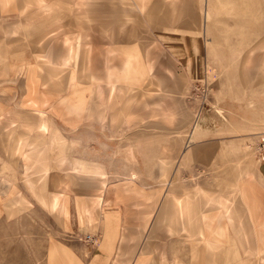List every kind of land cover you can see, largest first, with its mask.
<instances>
[{"label": "crops", "instance_id": "0c3cea01", "mask_svg": "<svg viewBox=\"0 0 264 264\" xmlns=\"http://www.w3.org/2000/svg\"><path fill=\"white\" fill-rule=\"evenodd\" d=\"M218 3L220 8L232 5L229 0H219ZM135 12L143 13L149 23L162 25L158 28L165 31L166 40L173 38L171 34H186L182 31L183 24L192 23V31L206 37V58H211L209 50L215 48L209 36V22L216 14L213 0H0V41L8 37L18 38L22 32L25 37L23 46L31 49L32 55H24L25 60L22 54H17L15 61L7 62L15 66L3 65L6 72L12 67L19 72L13 74L15 77L16 74L17 77L21 76L23 97L19 101L17 95L14 103L0 101V264H35L30 263L28 258L9 259V263L8 255H12L9 249L13 252V247L9 246L8 241L55 240L57 235L64 233H71L74 237L63 246V255H56L58 248L53 244L49 264H264V159L256 152L251 155L243 147V142H249L248 137L242 134L210 135L196 139L203 133L204 126L199 120L201 116L194 114L196 118L199 116L195 121L193 114L184 111L177 121L181 126L192 123L190 140H196L188 145L189 142L185 143L180 135V142L186 147L181 146L179 152L177 147L171 146L167 155L166 147L162 146L164 138L147 135L143 136L144 151L139 152L137 145L140 142L136 141V137L140 135L125 136L121 142L134 145V148L132 151H112V160L127 159L128 162L127 166L122 164L121 167L120 163L113 164L111 175H105V164L100 161L103 157H88L86 152L80 153L82 156L72 153L71 142L75 144L79 140L78 145H81L90 143L92 139L72 135L78 137V140H72L71 132L66 130V127L73 129L75 122L85 115L98 117L103 109L108 108L112 120H116L140 106L142 109H138L139 112L147 111L156 114L158 120H165L171 116L165 111V98L170 97L175 107L178 105L177 89L182 85L181 75L186 77V74L181 72L180 76H175L169 70L171 81L168 83H165L170 77L168 68L165 69L168 75L164 79L154 74V61L148 52L153 38L150 29L133 33L127 42L121 35V32L136 30L127 23ZM7 17L14 19L8 20ZM92 17L95 18L94 23L88 22ZM138 17L136 21L140 20ZM81 20L85 21L83 25L80 24ZM171 24H175V27H170ZM251 31L263 33L264 24H257ZM196 48L200 49V46ZM260 49L263 56L258 60L252 59ZM41 54L46 56L42 61L34 58ZM96 56L101 57L99 62L102 63L97 71L91 65L96 62ZM113 57L117 60L114 61ZM246 57L251 59L245 63L256 65L250 71L258 75V82L264 83V34L247 48ZM200 70L197 64L192 72L198 73ZM24 71L29 74L32 88L36 81L33 94L27 93ZM202 71L208 77L213 73L209 63ZM153 77L159 80H152ZM42 84L50 87L42 88ZM8 90L6 85L0 84V95ZM146 90H155L156 94L147 96ZM106 91L108 95L103 96ZM248 103L254 105L251 99H248ZM40 113L47 118L45 123ZM69 113H78V117H71ZM21 117L31 119V125H24ZM48 117L53 120H48ZM60 120L69 125L61 124ZM50 122L61 130L63 128L66 137L58 136L64 138L60 142L67 148L63 143L56 145L59 151L65 149L59 154L60 160H63L59 164L62 177L57 179L53 175V186L50 187L62 191L66 218L68 209H74L72 222L67 219L63 226L54 222L48 207L34 198L32 188L29 189L25 183L26 176L33 181L32 177L39 174L40 168L47 166V163L39 164L41 159L51 158L47 157L50 151L40 152L37 147L40 139L43 144H49L52 140L49 135L41 136L40 130H52L59 135V129L48 128ZM164 123L160 121L158 125H153L150 122L145 124V128L166 127ZM252 125L250 119L247 120L249 130L244 135L259 132H251ZM26 127H32V130ZM164 130L169 131L167 128ZM157 139L159 145H152L157 143ZM178 143L176 139L175 144ZM223 151L230 152L233 159H238L232 167L230 178L213 183L203 182L197 187L185 189L179 182L174 187L171 181L167 182L166 165L169 161L172 168L177 170L182 163L195 164L197 160L213 162ZM72 156L101 163L102 172L98 177L105 179L102 193L95 190L96 198L93 199L80 194L83 200L78 205L72 200V191L80 192L83 189L87 192V189L71 182L72 167L81 168L83 165V160L77 164V159L72 160ZM140 160H143L142 163L136 162ZM130 175H133V180L122 184ZM58 180L63 184H59ZM108 187H112L110 190L114 189V193H109ZM19 194L26 197V206L8 216L7 200ZM68 196L71 197L69 200ZM53 198L52 201L56 203L57 198ZM103 201L110 205L108 208L117 212L115 217L108 216L106 219L104 239V227L98 224ZM44 219L48 220L47 224ZM87 219L91 227L97 226L93 229L97 228L93 233L99 235L97 242L103 240L91 249L93 251H88L79 239L86 232L84 223H87ZM34 245L30 247L32 251L39 248ZM47 247L43 251L44 264H48ZM23 250L16 248L15 254L23 256ZM87 251L91 253L88 255Z\"/></svg>", "mask_w": 264, "mask_h": 264}, {"label": "rangeland", "instance_id": "374dc122", "mask_svg": "<svg viewBox=\"0 0 264 264\" xmlns=\"http://www.w3.org/2000/svg\"><path fill=\"white\" fill-rule=\"evenodd\" d=\"M158 1V0H157ZM219 0H213V6L214 11L216 14L214 15V19L209 22V36L212 38L214 42L215 48H210L209 52L211 54V58H206V48H205V38L203 36L198 35L197 33H194L192 31V23H184L183 24V32L184 33H177V34H171L173 37L170 40H166L164 38V32L162 28H158L159 26L162 27V25L159 24H153L147 22L145 15L143 13H136L134 16H131L132 20H128L127 23H129L130 27L135 28V31L127 32H121V35H123V39L125 42L129 41L132 38V34L137 31H147V29H150L151 33H153V38L150 42V45L148 47V52L150 54V57L154 61V69L153 72L155 75L160 76L161 78H166L168 73L166 72V68L171 70L175 76H180L181 72H184L186 74V77L184 75H181L182 77V85L177 89L179 91L176 95L179 97L178 105L175 107V105L170 101V99L165 98L166 104H165V111L168 112L171 116L168 117V119L165 120H158L157 115L149 114V112H139L138 109H142L140 106L135 107V110H131L129 114H126L122 116L120 119L112 120L111 117V110L108 108H105L101 111L100 116H87L82 117L80 120L75 122V127L71 130L69 127H66V130L68 133L71 132V136H80L84 138H92L90 143H82L79 144L78 137L72 136V140H78L73 144L74 142H71V151L72 153H79L78 156H82L80 153H85L88 157H103L101 162L105 164V175H111L113 171L111 170L113 167V164L120 163V167L122 164H125L127 166V159L126 160H112V151H132L134 148V145H128L125 143V145H122L124 143L121 142V139L125 136H138L136 137V141L139 140L140 144L137 145V151L142 152L144 151V144H143V136H152V137H163V147H166L167 149V155H169V150L172 147H177L178 152L181 150L180 148H185V144H181L179 136L182 135L184 137L185 143L189 142L188 145L198 139L199 137L207 138L210 135H238L242 134L243 137H248L247 139L249 142H243V147L248 149L250 151V154L253 155L256 152L255 142L258 135H260V132L264 131V83L258 82V75L255 74L253 71H250L254 67H256L253 63H245L246 60L251 59L246 57V51L247 48L251 45H253L261 35L264 34L260 32L251 31L256 28V25L264 24V0H229L232 5L226 7V8H220ZM224 1V0H220ZM202 5V2L200 3ZM223 7V6H222ZM139 16V21H136L135 18ZM8 20L14 19V17H7ZM120 19L121 16H120ZM174 19V18H173ZM88 22L95 21V18L92 17L87 20ZM85 23L84 20H81L80 24L83 25ZM133 24V26H131ZM175 25V24H174ZM173 24L170 25L175 27ZM156 26V27H155ZM179 27V26H178ZM156 28V29H153ZM187 29V30H186ZM203 33V32H202ZM1 34V33H0ZM189 34V35H188ZM129 37L127 38V36ZM193 35V36H191ZM23 38V39H22ZM192 38V40H191ZM25 39L24 34L20 32V35L18 38L12 37L3 39L0 41V52H2V58L0 59V84L6 85V87L9 89L4 93V95H0V101L1 102H16L17 98L20 101L21 96L23 97V94L21 93L23 90V83L21 80V76L17 74L15 70V67L9 68L8 71L3 68V65H5L9 61H15V57L17 54H22L23 59L24 55L26 57L28 56V53L30 54L29 48L26 46H23V40ZM121 39V38H120ZM129 39V40H128ZM200 46V49H197L196 46ZM39 49V48H38ZM22 50V53L21 51ZM30 56H32L30 54ZM263 56V51L260 49L256 53H254V56L252 59L258 60ZM39 59V61H42L44 57L41 55H35L34 58ZM96 62L92 63V68L94 70H99L101 68L102 63H100V56H96ZM114 61L117 60L116 57L112 58ZM28 60H31L28 58ZM42 64V62H39ZM209 63V66L211 67L213 73L210 75V77L206 76V73L202 71L204 67ZM14 65L12 63H7ZM197 64L201 67L200 72L194 73L192 72L193 67H195ZM243 66V67H242ZM173 68V69H171ZM242 69V70H241ZM178 74H176V73ZM17 73L16 77L14 76ZM26 76V89L27 93H35V83L32 88V83L30 80H28V75L26 71H24ZM170 76V72H169ZM159 80L155 77L152 78V80ZM163 79H160V81H163ZM150 81V80H149ZM171 81V76L166 79L165 83H168ZM258 82V83H257ZM256 83V84H254ZM250 84H252L250 86ZM254 84V85H253ZM48 88L49 85L42 84V88ZM249 86V87H248ZM11 87V88H10ZM248 87V88H246ZM32 89V90H31ZM147 91V90H146ZM65 92V91H64ZM63 92V93H64ZM12 94V96H11ZM147 96H154L156 94L155 90L147 91ZM18 95V97H17ZM108 95L107 91L106 94L103 96ZM17 97V98H16ZM248 99H251L254 101V105H250L248 103ZM14 100V101H13ZM36 101V100H34ZM108 101V99H106ZM103 101V102H106ZM190 112L191 114H197L199 113V116L201 118L199 119L204 128H202L203 133L201 136H198L196 139L190 140V130L192 129V123H187L184 126H181L180 122L177 121V118L181 117L182 112ZM72 115L71 117H78V113H69V115ZM46 115V114H45ZM41 119L44 120L43 123H45L46 117L43 116L42 113H40ZM47 116V115H46ZM198 116V118H199ZM22 118V117H21ZM195 121L198 119L195 117ZM23 119V118H22ZM164 119V118H163ZM254 124L252 125L253 129L251 132H258L254 134L244 135L245 132H247L249 129H247V120H249ZM24 120V125L29 124L31 125V119L30 120ZM48 120H53L51 117H48ZM160 121H165L166 127H151L145 128V124L148 125V123L151 122L153 125H158ZM120 122V123H116ZM60 123L63 125H69L67 122L60 120ZM47 124V123H46ZM125 124V127L123 125ZM127 124H131L132 126H126ZM48 128H57L59 129L60 133L59 135H56L52 132V130H48L46 132H42L40 130L41 136H51L52 140L51 143H40L38 144V148H40V151L46 152L50 151L51 153L47 154V157H51L46 159H41L39 161V164L47 163V166L41 167L40 172L37 176L32 177L34 180L28 179L27 176L25 177V183L28 184V188L32 191V194L34 198L45 207H48L49 211L52 213V217L54 222L57 225L64 224L65 220L69 221L74 217L73 211L74 209H68L69 215L68 218H66L64 213V202L65 197L62 193V191L54 188H50L53 186L52 176L54 175L57 177V179H61L62 172L59 170L60 166L59 164L63 163V160H60V153L62 154L63 151H59L58 147L56 146L58 143L62 144L63 141L61 137H65L62 130L53 122H50V124H47ZM139 126V127H138ZM223 127L222 130H219L220 127ZM32 130V127H26ZM169 129V131H165L164 129ZM151 129V130H150ZM153 129V130H152ZM210 129V133L208 132ZM161 132V133H160ZM187 132V133H186ZM69 135V134H67ZM187 137V138H186ZM242 137V138H243ZM264 137V136H262ZM66 138V137H65ZM171 138V139H170ZM118 139H120L118 141ZM170 139V140H169ZM176 139H178V144L176 145ZM85 141V140H84ZM126 141V140H124ZM157 143L152 145H159V140H156ZM168 141L167 143H165ZM170 141V143H169ZM119 143H122L119 145ZM53 144V145H52ZM64 144V143H63ZM51 145V146H50ZM28 146V145H27ZM35 146V144H34ZM80 146L79 148H77ZM182 146V147H181ZM223 146V145H221ZM64 147L67 148V145L64 144ZM75 147V149H74ZM9 148V147H8ZM136 148V146H135ZM10 149V148H9ZM119 149V150H118ZM68 151V150H66ZM80 151V152H79ZM56 152V153H55ZM239 154L241 151H238ZM91 153V155L89 154ZM98 154V155H95ZM260 157V155H258ZM41 157H43L41 155ZM53 157V158H52ZM142 157V155H141ZM236 157V156H235ZM253 157V156H252ZM254 159H257V157H253ZM75 160V162L78 164L79 160H83L86 163H94L95 160H85L80 159L77 156H72V160ZM71 160V162H73ZM143 160L136 161L141 162ZM238 159L232 158V155L230 152H224L220 155V157L213 162H204L201 160H197L195 164L192 162L188 164H181L177 170L173 169L171 164L169 166L168 170V177L170 175L174 176V180L172 181V185L174 187L176 182H179V184L185 189L186 187H197L200 183H213L217 181H221L223 179L230 178L229 176H232V167L236 164ZM170 163V161H169ZM101 165V163H99ZM77 167V166H76ZM102 167V165H101ZM182 169V171L180 170ZM63 171V170H62ZM78 173L75 167H72L71 170V182L77 177ZM79 174V173H78ZM69 177V172L67 174ZM124 184L126 181L123 180ZM78 180H75L73 183L77 184ZM68 185V184H67ZM77 186V185H75ZM35 187V189L33 188ZM59 187V186H58ZM76 188V187H75ZM109 188V193H111L110 190L112 187ZM107 188V189H108ZM192 188V187H191ZM47 189L57 190V191H46ZM82 189V188H81ZM85 189V188H84ZM83 190V189H82ZM82 190L80 192H73L72 200L75 201V205H78L80 200L82 199L79 197V195L82 193ZM114 193V191H113ZM39 194L43 195V199L39 200ZM87 196V195H86ZM53 197H56V203L52 201L54 199ZM91 197H94L92 194ZM71 197L68 196L67 200H69ZM96 198V197H95ZM83 200V199H82ZM102 206L99 211L98 215V224H102L104 227V233H103V239L105 238V225H106V219L107 217H115L117 215V212L111 208H108L110 205H106V201H103ZM114 202L116 203V200L114 199ZM118 202V201H117ZM27 199L23 194H19L18 196L13 195L12 197L8 198L7 200V214L8 216L13 215L20 209L26 206ZM89 203L91 201L89 200ZM92 204V203H91ZM105 204V206L103 205ZM90 205V204H89ZM107 206V207H106ZM71 210V213H70ZM76 213L78 215V207L75 208ZM41 211V209H40ZM42 216V215H41ZM44 222H48L47 219H44ZM84 223V222H82ZM90 223H84L86 225L84 233H82L81 238H79L82 242V244L87 248L88 251L91 250L97 243L103 241L99 240V242L96 241V243L89 245L85 243L83 237L86 233L93 234L96 230H93L95 227H91L89 225ZM112 227V223H111ZM111 233V231H110ZM96 235V234H94ZM97 238L99 235H96ZM111 236V235H110ZM73 235L71 233L67 234H59L57 235V239H51V240H43L40 241H31V240H18V241H8L9 246L11 245L13 247V252L9 249V253L12 255H8L9 259H21L23 258L26 260L28 258L30 263L35 264H44L43 256L44 249L47 247V258L46 262L49 264V260L51 257L52 249L51 247L53 244L57 246V250L55 251L57 256L63 255V246H66V243H69L73 239ZM77 240V239H76ZM110 242H112V239L110 237ZM79 242V241H74ZM65 243V244H64ZM35 244V247H39L32 251L31 245ZM10 248V247H9ZM16 248L18 250L24 249L25 255H16L15 251ZM36 251V253H35ZM88 253V255L91 253ZM29 252V256L28 255ZM34 255H33V254ZM37 255V256H36ZM92 258V257H91ZM9 263L10 260H9Z\"/></svg>", "mask_w": 264, "mask_h": 264}, {"label": "bare ground", "instance_id": "6f19581e", "mask_svg": "<svg viewBox=\"0 0 264 264\" xmlns=\"http://www.w3.org/2000/svg\"><path fill=\"white\" fill-rule=\"evenodd\" d=\"M210 10V9H209ZM207 33V32H206ZM204 34V33H203ZM204 37V36H203ZM204 38H206V37H204ZM208 44V43H207ZM208 47H210V46H208ZM207 68V67H206ZM207 74V73H206ZM208 76V75H207ZM210 76V75H209ZM151 80V79H150ZM118 84V83H117ZM74 85V84H73ZM108 86V85H107ZM110 87V86H109ZM73 88V87H72ZM105 92V91H104ZM99 95V94H98ZM169 99H170V97H169ZM197 114H199V113H197ZM187 133V132H186ZM41 150V149H40ZM40 152H42V151H40ZM261 157V156H260ZM82 166H81V168H80V166L79 167H75V169L77 170V172L79 173V172H81V174H78V173H76L77 174V177L73 180V182L75 181V180H78V181H80V182H78L77 184H81L82 185V187L83 188H86L87 189V192H86V190H84V191H82V196H85V195H87L86 197H91V195L93 194V195H95V190H98L97 192L100 194V193H102V187H103V184L105 183V179H101V178H99L98 177V175H101L100 173L102 172V167H101V165L99 164V163H96V164H94V163H86V162H83L82 161ZM170 164L171 163H168L167 165H166V167H167V169L169 170V166H170ZM133 175H135V174H133ZM133 175H130L127 179H126V181H132L133 180ZM136 176V175H135ZM175 178H174V176L173 175H171V176H169L168 177V180H167V182H169V181H173ZM58 182H59V184H63V181H59L58 180ZM67 185V182H66V184H65V187H67L66 186ZM170 185V184H169ZM61 188H63V186H61ZM73 192H75V191H73ZM98 195V194H97ZM100 196V195H99ZM43 197V195L42 194H39V200H41V199H43L42 198ZM95 197V196H94ZM92 198V197H91ZM93 199V198H92ZM89 200H91V199H89Z\"/></svg>", "mask_w": 264, "mask_h": 264}, {"label": "built area", "instance_id": "2783aa9c", "mask_svg": "<svg viewBox=\"0 0 264 264\" xmlns=\"http://www.w3.org/2000/svg\"><path fill=\"white\" fill-rule=\"evenodd\" d=\"M264 132H261L260 135L257 136L255 147H256V153L261 156V158L264 159ZM85 243L92 245L96 243L97 236L94 234L86 233L83 237Z\"/></svg>", "mask_w": 264, "mask_h": 264}]
</instances>
